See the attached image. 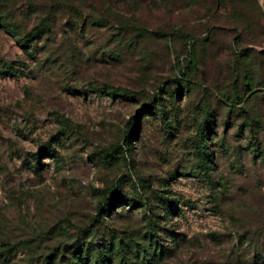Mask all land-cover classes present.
Returning a JSON list of instances; mask_svg holds the SVG:
<instances>
[{"label":"rangeland","instance_id":"rangeland-1","mask_svg":"<svg viewBox=\"0 0 264 264\" xmlns=\"http://www.w3.org/2000/svg\"><path fill=\"white\" fill-rule=\"evenodd\" d=\"M214 7L0 0L3 20L22 34L45 28L28 54L0 26V264H65L75 247L129 232L139 238L149 212L134 202L161 184L173 201L160 225L177 245L154 264L264 257V154L247 152L255 141L243 125L245 116L258 122L264 151V89L250 96L234 64L246 51L260 78L264 30L246 6L236 8L249 17L248 35L229 21L228 6ZM103 85L127 92L111 95ZM110 191L133 203L101 218L97 207ZM158 235L162 248L173 247L166 231Z\"/></svg>","mask_w":264,"mask_h":264},{"label":"trees","instance_id":"trees-1","mask_svg":"<svg viewBox=\"0 0 264 264\" xmlns=\"http://www.w3.org/2000/svg\"><path fill=\"white\" fill-rule=\"evenodd\" d=\"M212 2L216 10L218 9L216 6L223 9L228 6L230 9L229 21L234 24L238 23L240 25L239 29H241V31H245L247 35L250 33V29L252 28L251 22L249 21V17L246 13L243 10H238L236 5L248 7L252 12L258 13L261 20L256 24L260 29L264 30V0H262V5H259L257 0H212ZM206 10L209 11L210 8H207ZM0 26L6 33L12 36L16 43L28 54L35 52V47L32 45V41L37 37L39 38V34L45 30V28L39 25L31 29L29 32L22 34L16 24L6 23L1 14ZM261 42H264V39H262ZM255 55L260 63L257 64V73L260 76L259 79H255L256 72L255 69H253L251 58L248 57L246 51L240 52V56L237 61L234 62L235 66L238 67L237 73L239 74L238 77L241 80L242 87L246 89V92L250 94V96L254 97H256V93L254 92L256 88L259 87L264 89V51L256 53ZM181 71L182 70H180V72ZM238 77L237 74L233 77L231 80L232 84H236ZM103 89L111 95H117L120 91L127 92L125 89L112 88L106 85H103ZM233 95L237 97L236 91L234 90ZM144 106H148L149 109L153 107L151 101L144 104ZM205 111L204 124L208 125V123L212 121L209 119V116H212L207 108ZM240 111L245 112L241 108ZM129 121L131 130L127 131L124 139L127 145L130 144V140L136 135V116L131 117ZM243 121L244 128L251 134V138L255 141L253 144L246 145L247 152L254 155L256 153L258 156L264 154L263 149L256 141V133L259 127L258 122L252 117L249 118L246 116ZM223 124H227V122H224ZM240 126L241 124L238 125L239 128ZM199 144L200 147L205 149L207 153L209 147L206 141L201 140ZM120 153L121 155L123 154L121 149ZM202 153L205 152L202 151ZM200 157L203 164L207 166L208 159L206 160L203 155ZM169 193V189L164 188V184H161L157 188H149L134 202V204L136 203L139 207H146L149 212V214L143 213L142 215L144 225L142 235L139 238H137L135 233L129 232L125 236H111L107 242L102 244L94 243L91 246L80 248L75 247L65 264H154L156 260L160 261L162 257H168L171 255L169 252H172V249H174L177 245L175 234L172 230L165 228L163 224L160 225L161 222L166 220L167 214H171V204L173 200L169 198ZM151 198H153L154 201ZM129 202L133 203L131 199H128L119 193L117 194L116 192L110 191L102 198L100 204H98V214H101L102 218L103 216H107L110 211L115 212L114 207H118L117 204L122 205ZM157 208H159L162 212L161 217L156 213ZM164 231L167 232L168 241L172 242L173 247L171 248H168L167 246L166 248H162L157 240V237H159L158 233ZM238 236L240 239V235ZM256 256H260V254L258 253L255 256H251L249 264H264V257L260 256L258 259ZM46 258L54 259L51 254H47Z\"/></svg>","mask_w":264,"mask_h":264}]
</instances>
